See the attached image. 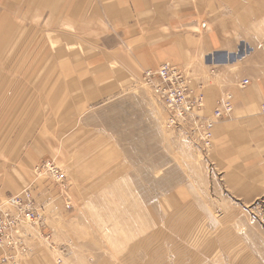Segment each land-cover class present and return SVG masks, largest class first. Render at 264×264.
<instances>
[{
  "label": "rangeland",
  "instance_id": "374dc122",
  "mask_svg": "<svg viewBox=\"0 0 264 264\" xmlns=\"http://www.w3.org/2000/svg\"><path fill=\"white\" fill-rule=\"evenodd\" d=\"M240 1L222 0L221 15H205L200 30L220 32L225 49L209 71L207 82L215 74L226 81L213 105L215 87L199 82L203 115L232 100L206 148L194 127H170L143 83L145 70L173 64L139 61L157 49L148 23L134 31L107 20L115 0H0V200L33 184L48 217L47 240L32 235L28 255L0 264H264V182L246 163L264 143L232 123L233 87L253 90L263 102L246 110L264 119V0ZM118 59L135 75L128 84L88 112L61 113L52 97L68 88L69 72L79 80L104 67L127 71ZM226 135L232 140L219 143ZM44 161L66 174L60 187L35 172Z\"/></svg>",
  "mask_w": 264,
  "mask_h": 264
},
{
  "label": "crops",
  "instance_id": "0c3cea01",
  "mask_svg": "<svg viewBox=\"0 0 264 264\" xmlns=\"http://www.w3.org/2000/svg\"><path fill=\"white\" fill-rule=\"evenodd\" d=\"M238 1L246 5L242 1ZM231 3L236 5L238 2L237 0H231ZM106 5L104 15L107 20L113 23L123 25V27H127L128 29L133 28L134 31L137 30V27L140 28L142 22L148 23L151 26L153 31H151L149 41L150 43H154V47L157 49L153 52L148 50V53L143 56L140 53L139 56V61H143L148 67L156 66L161 60H168L171 61L170 63L181 68L184 66L198 83H206L211 76L209 73L210 69L215 66L213 61H217L218 56L225 50L222 44L223 41L220 39V32L216 31V36H206L200 33V30L204 32L203 27L206 25L205 15H221L224 8L222 0H115V2ZM140 39L139 34L133 37V43H136L133 45L134 47H141ZM159 51L160 53L158 54ZM106 62L107 64L109 63L108 61ZM117 63L123 69H126L125 61L123 62L118 59ZM216 67L220 68V65L218 64ZM126 70L114 73L108 67H104L101 72L96 70L95 74L90 70L79 80L76 72H69L68 88H63L54 93L52 101L53 103L58 102L60 104L61 113L65 111L69 115L73 114L72 117L74 118L78 112L92 110L94 102L97 103L104 96H110L114 90L128 84L130 77L133 78L135 75L132 72H128L130 70ZM221 72L225 73L224 71ZM61 74L59 73V78H62ZM225 82L217 74L212 77L211 81L207 82L206 86L212 85L215 87L209 93V101L212 105L218 97V92L225 86ZM233 91L237 99H239L236 101V106L238 107H235L233 111L232 123L235 126H241L244 123L246 129H254L256 137L253 139V142L263 144L264 119H252L254 115H250L246 110H250V108L255 109L253 104H259L263 101L260 98H252L254 93L252 89L246 88L245 91L241 92L233 87ZM246 100L251 101V103L245 104ZM236 112H239L240 117H237L236 114L238 113ZM225 125H218L216 129L217 135L221 134ZM229 125L234 126L232 124ZM251 133H253V130H251ZM231 138L232 135L228 137L226 135L222 138L219 137L218 141L221 143L222 139V141L225 140L227 142L232 140ZM251 148L255 149L253 146ZM32 152V150L29 152L30 155L27 156V159H23V162L28 167H31V163L28 160ZM257 152L264 153V148ZM253 156L251 155V157ZM251 157L247 158L249 160H246V163L255 165H250L248 168L251 167L252 175H261L264 182V154H260V156L254 158ZM35 159H38V157H35ZM29 177L31 176L28 175V179L30 180ZM6 186L1 184V190L3 189L6 192L11 191ZM35 248L37 249V246Z\"/></svg>",
  "mask_w": 264,
  "mask_h": 264
},
{
  "label": "built area",
  "instance_id": "2783aa9c",
  "mask_svg": "<svg viewBox=\"0 0 264 264\" xmlns=\"http://www.w3.org/2000/svg\"><path fill=\"white\" fill-rule=\"evenodd\" d=\"M157 72L158 74L155 71L146 72L143 81L166 106L170 127L178 130L193 126L192 131L198 133L200 142L208 148L212 135L211 129L216 116L219 117L224 113L232 112L231 97L223 98L220 103V108L223 109H217L212 114V119L207 121L205 117H199L202 113L196 114L203 109L202 96L195 93L183 67L169 64L159 68ZM193 119H196L195 122ZM182 125L186 126L181 127ZM35 172L51 181H56L59 187L60 183H65L67 180L64 171L53 161L39 163L35 167ZM37 190L31 184L19 194L0 200L1 262L9 261L13 255H28L31 250L28 242L32 235L39 236L44 241L48 239L46 236L48 217L44 210L46 205L37 200L39 196ZM64 190L62 189V191Z\"/></svg>",
  "mask_w": 264,
  "mask_h": 264
},
{
  "label": "bare ground",
  "instance_id": "6f19581e",
  "mask_svg": "<svg viewBox=\"0 0 264 264\" xmlns=\"http://www.w3.org/2000/svg\"><path fill=\"white\" fill-rule=\"evenodd\" d=\"M163 66H165V65H163ZM163 66L158 67L156 70H146V71H144L143 78H144V75H145L146 72H154V71H155V73L158 74L157 70H158L159 68L163 67ZM143 83H144V81H143ZM144 85H145V83H144ZM191 85H192V83H191ZM192 86L194 87L193 89H194L195 93H197V94H199V95L202 96V97H201V103H202V107H203V95H202L201 93L198 92V90H201V91H202L201 85H199V83H198L197 81H194ZM148 88H149V87H148ZM199 88H200V89H199ZM149 89H150V88H149ZM150 91L152 92L151 89H150ZM154 95H155V94H154ZM155 96H156V95H155ZM156 97H157V96H156ZM157 98H158V97H157ZM158 100L161 101L159 98H158ZM165 107H166V106H165ZM219 108H220V106L217 107V108L215 109V111H216L217 109H218V110H222V109H223L222 107H221L220 109H219ZM215 111H214V112H215ZM200 113H202V114H201V116H199V117H205V116L203 115V109L200 110L199 113L197 112L196 114H197V115H200ZM205 118H206V117H205ZM206 119H207V118H206ZM208 119L211 120V119H212V116H211L210 118H208ZM208 119H207V121H208ZM195 120H196V119H193V122H195ZM184 126H186V125H182L181 127H184ZM192 127H193V126H189V128H190L191 130H192ZM214 127H215V126H214ZM214 127L212 128V135H211V140H210V142L212 141V137H213V129H214ZM46 183H48V182H46ZM1 199L3 200V199H5V197H4V198H1ZM15 258H16V256H15ZM15 262H16V261H15Z\"/></svg>",
  "mask_w": 264,
  "mask_h": 264
}]
</instances>
